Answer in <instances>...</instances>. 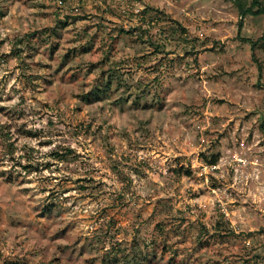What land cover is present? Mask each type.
I'll list each match as a JSON object with an SVG mask.
<instances>
[{"label":"rangeland","instance_id":"obj_1","mask_svg":"<svg viewBox=\"0 0 264 264\" xmlns=\"http://www.w3.org/2000/svg\"><path fill=\"white\" fill-rule=\"evenodd\" d=\"M0 264H264V14L0 0Z\"/></svg>","mask_w":264,"mask_h":264},{"label":"trees","instance_id":"obj_2","mask_svg":"<svg viewBox=\"0 0 264 264\" xmlns=\"http://www.w3.org/2000/svg\"><path fill=\"white\" fill-rule=\"evenodd\" d=\"M236 4L240 17H244L245 15H260L264 14V4L260 2V0H251L249 4L246 3L245 0H233ZM239 26L241 27V20L239 22ZM94 94L98 93L94 91Z\"/></svg>","mask_w":264,"mask_h":264}]
</instances>
